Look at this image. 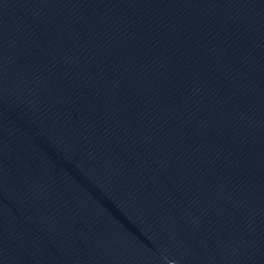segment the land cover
<instances>
[{
    "label": "water",
    "instance_id": "obj_1",
    "mask_svg": "<svg viewBox=\"0 0 264 264\" xmlns=\"http://www.w3.org/2000/svg\"><path fill=\"white\" fill-rule=\"evenodd\" d=\"M0 264H264V0H0Z\"/></svg>",
    "mask_w": 264,
    "mask_h": 264
}]
</instances>
